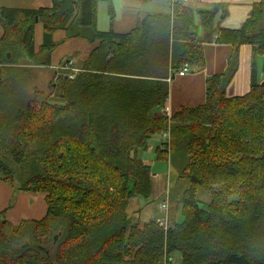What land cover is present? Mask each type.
Here are the masks:
<instances>
[{
  "label": "trees",
  "instance_id": "obj_1",
  "mask_svg": "<svg viewBox=\"0 0 264 264\" xmlns=\"http://www.w3.org/2000/svg\"><path fill=\"white\" fill-rule=\"evenodd\" d=\"M101 2L113 22L112 0L0 8V175L17 190L46 193L48 203L42 219L18 225L0 211V264H173L175 252L180 264H264V81L256 69L246 94L227 96L235 51L228 71L207 80L205 102L171 120L156 113L184 63L205 65L200 27L212 29L220 5L201 10L197 24L194 10L177 1L172 13L148 14L119 33L97 28ZM57 30L100 44L74 79L60 74L50 92L30 87L29 94L31 69L23 64H44L40 52L59 44ZM218 40L252 43L264 56V0ZM166 130L171 162L182 165L177 179L189 183L179 198L182 218L167 227L128 211L134 198L152 197V170L139 151Z\"/></svg>",
  "mask_w": 264,
  "mask_h": 264
},
{
  "label": "crops",
  "instance_id": "obj_2",
  "mask_svg": "<svg viewBox=\"0 0 264 264\" xmlns=\"http://www.w3.org/2000/svg\"><path fill=\"white\" fill-rule=\"evenodd\" d=\"M261 0H184L183 3L191 7L195 12V21L200 24L199 13L201 10H212L219 4V10L215 16L211 30H205L200 27V36L205 53V65L203 67L191 65V69L184 75H179L178 71L174 73L169 81V97L163 107L157 108V114L169 112L171 117L183 106L193 107L202 104L206 100L207 80L216 74L226 73L231 64V58L235 51L237 55V66L231 82L226 87L227 96H238L246 94L251 87L253 69L260 82L264 81L263 62L264 56L255 50L252 43H228L221 42L218 39L225 28L235 30L242 27L244 22L250 17L255 3ZM114 7V19L110 17L109 4L107 12L109 22L101 25L99 14L100 4L98 5L97 28L114 29L119 33H128L132 31L148 14H170L172 13V0H112ZM53 0H0L1 7H17L36 9L43 6H51ZM224 5V8H223ZM170 9V10H169ZM104 25H106L104 27ZM101 26V27H100ZM4 28L0 25V39ZM55 42L59 44L51 51L44 49L40 52L39 60L44 64H35L33 61L23 64L29 67L31 73H36L37 79L32 80L41 90L48 89L51 83L55 82L59 69L68 59H74L78 67L90 57L92 51L100 44L99 40L91 41L82 37H67L64 30H57L53 35ZM44 41V26L38 22L35 26V48L40 51ZM47 63V64H46ZM29 83V87H31ZM33 84V85H34ZM161 133L155 134L149 140V146L146 150L139 151V157L151 167L153 194L148 200L134 198L129 205V214L142 222L150 219L166 220L168 226L182 218L181 204L179 203L180 192L178 179L171 182L167 181V175L172 171L166 167V163L174 169L168 151L161 149L163 141ZM159 150L166 152L167 156L163 159ZM163 171V173H162ZM175 176V175H174ZM178 177V176H175ZM169 184V190L172 189V198L169 195L170 209L168 218L162 208V203L166 197L165 188ZM187 186V185H186ZM185 186V187H186ZM180 189V187L178 188ZM185 189V188H184ZM183 188L181 189L182 194ZM166 195V194H165ZM178 197L177 200L174 197ZM211 200V199H210ZM209 200V201H210ZM209 201H203L208 203ZM7 211V219L14 225L20 224L26 219H42L48 211L46 193H37L31 191L17 190L15 186L6 182L0 175V211Z\"/></svg>",
  "mask_w": 264,
  "mask_h": 264
},
{
  "label": "rangeland",
  "instance_id": "obj_3",
  "mask_svg": "<svg viewBox=\"0 0 264 264\" xmlns=\"http://www.w3.org/2000/svg\"><path fill=\"white\" fill-rule=\"evenodd\" d=\"M223 8H224V5H223ZM170 10V9H169ZM99 14H100V17H101V25H103V23L104 24H106L107 25V23L109 22V16H108V12H107V4L105 3V2H103V3H101L100 4V11H99ZM106 25H104V27L106 26ZM101 27V26H100ZM100 30H104V29H100ZM106 30H108V29H106ZM61 72V75H63V71L61 70L60 71ZM173 76H171V78H172ZM35 79H37V76H36V73L33 71L32 73H31V70H30V75L28 76V78H25V82H27V84H29V83H31L32 82V80H34L35 81ZM34 81L32 82V84H31V88L33 89L34 87H38V86H36L37 84H36V82H35V84H34ZM34 84V85H33ZM39 88V87H38ZM40 89V88H39ZM53 89V87H48V89H45V91L46 92H50L51 90ZM32 92V90L30 89V87L28 88V92L27 93H31ZM162 135V134H161ZM171 156V155H170ZM170 167V171H172V174H171V180H170V182H171V185L174 183V180L175 179H177V177H175V176H178L181 172H182V169H181V166L182 165H179V166H177V165H175L174 166V169H172L171 168V166L169 165V164H167L166 163V167ZM162 173H163V171H162ZM175 175V176H174ZM178 183H179V186L177 187V188H175V189H177V191L178 192H180L181 193V189L183 188H185V186L186 185H188L189 183H188V179L187 178H185V177H183L182 178V180H180V181H178ZM180 187V189H178ZM174 191V190H173ZM173 191H172V189H170V193H169V195H170V198H172V193H173ZM180 193L178 194L179 196H180ZM164 196L166 197V195L164 194ZM176 200H177V198L178 197H174ZM199 199H201L202 201H209L210 199H211V195L206 191V190H204V189H199ZM231 199H237V197H232ZM173 264H180V262H181V255H180V253L179 252H175L174 253V255H173Z\"/></svg>",
  "mask_w": 264,
  "mask_h": 264
},
{
  "label": "built area",
  "instance_id": "obj_4",
  "mask_svg": "<svg viewBox=\"0 0 264 264\" xmlns=\"http://www.w3.org/2000/svg\"><path fill=\"white\" fill-rule=\"evenodd\" d=\"M177 1L183 2L184 0H172V5H174V3ZM59 69L62 70L64 72L63 74L70 79H74L78 75V73L82 70L81 67H78L76 65V62L74 59H69V60L65 61L62 65H60ZM190 69H191V64L189 62H186L180 67V69L178 70V74L184 75ZM170 79H171V77L169 78V80ZM165 115H167L171 120L172 117H171L169 112H165ZM161 134H162L163 139H164L160 145L161 149L171 153V133H170V131L166 130V131H163ZM167 181L170 182V176L169 175H167ZM168 187H169V184H167V186L165 188L166 199L162 203V208L166 212V218H168V212L170 209V204H169L170 190ZM159 222L162 225H165L166 227L168 226L167 219L166 220H159Z\"/></svg>",
  "mask_w": 264,
  "mask_h": 264
},
{
  "label": "water",
  "instance_id": "obj_5",
  "mask_svg": "<svg viewBox=\"0 0 264 264\" xmlns=\"http://www.w3.org/2000/svg\"><path fill=\"white\" fill-rule=\"evenodd\" d=\"M66 78H68V77L66 76Z\"/></svg>",
  "mask_w": 264,
  "mask_h": 264
}]
</instances>
